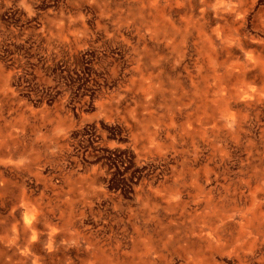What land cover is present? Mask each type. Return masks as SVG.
I'll return each instance as SVG.
<instances>
[{
	"label": "rangeland",
	"instance_id": "1",
	"mask_svg": "<svg viewBox=\"0 0 264 264\" xmlns=\"http://www.w3.org/2000/svg\"><path fill=\"white\" fill-rule=\"evenodd\" d=\"M24 214L46 264H264V0H0Z\"/></svg>",
	"mask_w": 264,
	"mask_h": 264
},
{
	"label": "bare ground",
	"instance_id": "2",
	"mask_svg": "<svg viewBox=\"0 0 264 264\" xmlns=\"http://www.w3.org/2000/svg\"><path fill=\"white\" fill-rule=\"evenodd\" d=\"M37 234L35 221L28 214L6 226L0 224V241L7 249L1 251L0 264H46Z\"/></svg>",
	"mask_w": 264,
	"mask_h": 264
}]
</instances>
